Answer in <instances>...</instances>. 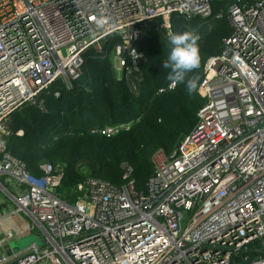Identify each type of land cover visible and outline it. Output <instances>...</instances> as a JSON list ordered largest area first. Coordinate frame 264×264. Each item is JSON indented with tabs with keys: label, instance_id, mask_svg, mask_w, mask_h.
Masks as SVG:
<instances>
[{
	"label": "built area",
	"instance_id": "built-area-1",
	"mask_svg": "<svg viewBox=\"0 0 264 264\" xmlns=\"http://www.w3.org/2000/svg\"><path fill=\"white\" fill-rule=\"evenodd\" d=\"M250 1L217 15L232 34L205 64L197 123L171 154L153 153L147 191L89 177L69 201L58 192L62 168L45 164L35 177L8 152L10 114L59 80L70 87L83 53L114 36L120 77L143 59L150 20L168 31L174 14L209 20L212 0H0V179L18 187L11 214L38 235L4 256L16 234L2 231L0 264H264V0Z\"/></svg>",
	"mask_w": 264,
	"mask_h": 264
},
{
	"label": "trees",
	"instance_id": "trees-1",
	"mask_svg": "<svg viewBox=\"0 0 264 264\" xmlns=\"http://www.w3.org/2000/svg\"><path fill=\"white\" fill-rule=\"evenodd\" d=\"M249 4L250 0H212L211 19L174 14L169 31L161 19L150 20L137 43L143 59L137 66L128 62L120 77L112 56L119 38H109L102 49L88 48L80 77L70 87L59 80L37 96L36 105L25 102L10 114V134L2 136L8 152L35 177L44 175L45 164L62 168L58 192L69 201L72 190L89 177L114 188L133 181L135 191L145 193L154 172L153 153L171 154L193 130L203 106L197 91L189 94L184 83L167 88L171 81L162 62L170 50L169 34L190 31L199 36L200 67L186 74V79L198 78L199 88L207 60L222 52L232 34L230 23L217 15ZM119 125L129 130L102 135L105 128Z\"/></svg>",
	"mask_w": 264,
	"mask_h": 264
},
{
	"label": "clouds",
	"instance_id": "clouds-1",
	"mask_svg": "<svg viewBox=\"0 0 264 264\" xmlns=\"http://www.w3.org/2000/svg\"><path fill=\"white\" fill-rule=\"evenodd\" d=\"M199 36L185 31L179 34H169V52L162 62V68L168 70L167 79L171 87L184 83L189 94L198 90V78L186 79V74L200 67V50L197 45Z\"/></svg>",
	"mask_w": 264,
	"mask_h": 264
},
{
	"label": "crops",
	"instance_id": "crops-1",
	"mask_svg": "<svg viewBox=\"0 0 264 264\" xmlns=\"http://www.w3.org/2000/svg\"><path fill=\"white\" fill-rule=\"evenodd\" d=\"M18 192V187L14 184V181L1 178L0 179V200L2 204L0 205V219H2L0 223V239L2 240V231H13L16 234V237L13 241L4 244L3 254L11 255L25 248L27 245L33 243L36 239L34 236L37 234L36 231L31 229L32 223L29 218L24 214H11L12 211H8L7 213L4 210L7 208L6 195L10 198L9 201L12 202L13 211L16 208V204L14 202L13 195H16ZM6 194V195H5ZM22 217L29 224L30 229L28 228V232H23L21 220L18 217Z\"/></svg>",
	"mask_w": 264,
	"mask_h": 264
},
{
	"label": "rangeland",
	"instance_id": "rangeland-1",
	"mask_svg": "<svg viewBox=\"0 0 264 264\" xmlns=\"http://www.w3.org/2000/svg\"><path fill=\"white\" fill-rule=\"evenodd\" d=\"M88 174V173H87ZM6 195V194H5ZM8 203L7 205L5 204V206L7 207L4 212L7 213L8 211H12L13 207H12V202L9 201L10 198L6 195V199H5ZM2 204V201L0 200V205ZM21 220V225H22V230L23 232H26L28 230V228L30 229V226L29 224L25 221V219H23L22 217L18 216ZM188 217L189 215L186 214L185 215V221L188 220ZM182 226L184 227L185 226V222L182 223ZM28 232V231H27ZM34 236L35 239H38V235L35 234V235H32ZM36 241V240H35ZM30 245V244H29ZM29 245H27L25 248L21 249L20 251H17L16 254H18L19 252H22L23 250L27 249L29 247ZM4 256H7V255H4Z\"/></svg>",
	"mask_w": 264,
	"mask_h": 264
},
{
	"label": "water",
	"instance_id": "water-1",
	"mask_svg": "<svg viewBox=\"0 0 264 264\" xmlns=\"http://www.w3.org/2000/svg\"><path fill=\"white\" fill-rule=\"evenodd\" d=\"M0 241H1V239H0ZM2 258V251H0V259Z\"/></svg>",
	"mask_w": 264,
	"mask_h": 264
}]
</instances>
